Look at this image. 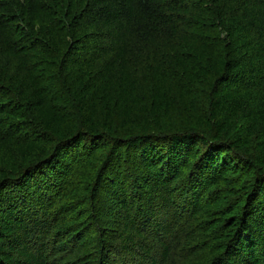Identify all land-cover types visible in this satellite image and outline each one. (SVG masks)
I'll return each mask as SVG.
<instances>
[{"label": "trees", "instance_id": "1", "mask_svg": "<svg viewBox=\"0 0 264 264\" xmlns=\"http://www.w3.org/2000/svg\"><path fill=\"white\" fill-rule=\"evenodd\" d=\"M0 264H264V0H0Z\"/></svg>", "mask_w": 264, "mask_h": 264}]
</instances>
